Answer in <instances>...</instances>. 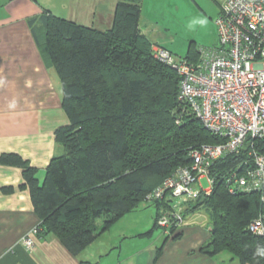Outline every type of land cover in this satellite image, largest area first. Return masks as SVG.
Segmentation results:
<instances>
[{
  "label": "trees",
  "instance_id": "1",
  "mask_svg": "<svg viewBox=\"0 0 264 264\" xmlns=\"http://www.w3.org/2000/svg\"><path fill=\"white\" fill-rule=\"evenodd\" d=\"M141 3L119 0L114 24L104 30L50 11L31 20L39 24V47L60 79L67 120L54 130L61 149L46 166L42 181L37 168L20 156L5 157L28 164L25 179L42 227L73 253L126 213L153 203L147 194L190 164L194 149L224 141L180 97L177 69L155 56L156 47H166L141 30ZM202 49L178 58L195 62ZM246 151L217 159L209 171L212 193L186 203L209 212L213 227L204 253L230 250L242 264H264V238L248 229L264 213V201L257 191L230 192L227 180L231 172L244 173ZM171 199L154 202L157 217L171 207Z\"/></svg>",
  "mask_w": 264,
  "mask_h": 264
},
{
  "label": "crops",
  "instance_id": "2",
  "mask_svg": "<svg viewBox=\"0 0 264 264\" xmlns=\"http://www.w3.org/2000/svg\"><path fill=\"white\" fill-rule=\"evenodd\" d=\"M118 3L0 0V264H242L230 250L213 255L202 251L213 225L208 210L192 209L189 203L184 204L181 228L174 232L157 224L159 210L146 202L73 253L59 236L42 227L25 179L28 164L5 157L20 156L37 168L42 181L46 166L61 149L54 130L67 120L60 79L39 47L35 35L39 24L31 20L50 11L104 30L113 26ZM140 28L150 38L141 18ZM27 236L33 239L31 248L23 242Z\"/></svg>",
  "mask_w": 264,
  "mask_h": 264
},
{
  "label": "built area",
  "instance_id": "3",
  "mask_svg": "<svg viewBox=\"0 0 264 264\" xmlns=\"http://www.w3.org/2000/svg\"><path fill=\"white\" fill-rule=\"evenodd\" d=\"M215 24L216 45L202 49L195 62L155 48V56L179 72L180 97L211 132L224 138L194 149L190 164L176 169L147 194V201L172 198L171 207L157 221L168 230L181 228L186 202L212 193V164L245 148L244 173L228 175L229 190L257 191L264 201V0H224ZM203 178L209 186H204ZM248 229L264 238V213ZM23 242L29 248L34 245L30 236Z\"/></svg>",
  "mask_w": 264,
  "mask_h": 264
},
{
  "label": "rangeland",
  "instance_id": "4",
  "mask_svg": "<svg viewBox=\"0 0 264 264\" xmlns=\"http://www.w3.org/2000/svg\"><path fill=\"white\" fill-rule=\"evenodd\" d=\"M223 1L145 0L140 18L153 41L166 46L176 57H184L190 50L209 48L217 43L215 20ZM203 183L205 187L210 185L206 178ZM164 212L163 209L161 215Z\"/></svg>",
  "mask_w": 264,
  "mask_h": 264
}]
</instances>
